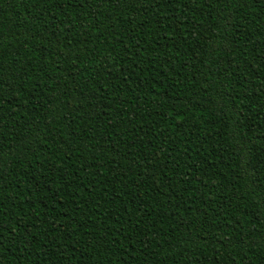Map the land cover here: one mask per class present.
<instances>
[{
  "label": "trees",
  "instance_id": "obj_1",
  "mask_svg": "<svg viewBox=\"0 0 264 264\" xmlns=\"http://www.w3.org/2000/svg\"><path fill=\"white\" fill-rule=\"evenodd\" d=\"M0 264H264V0H0Z\"/></svg>",
  "mask_w": 264,
  "mask_h": 264
}]
</instances>
